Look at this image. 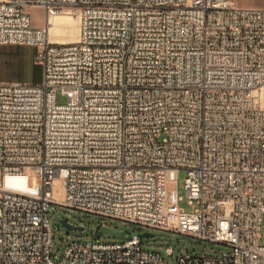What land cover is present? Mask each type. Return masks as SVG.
Here are the masks:
<instances>
[{
	"label": "built area",
	"instance_id": "built-area-1",
	"mask_svg": "<svg viewBox=\"0 0 264 264\" xmlns=\"http://www.w3.org/2000/svg\"><path fill=\"white\" fill-rule=\"evenodd\" d=\"M65 9L79 36L56 42ZM1 45L35 47L44 77L0 81V264H264V7L0 0ZM181 170L193 211L180 207ZM52 204L226 250L176 258L133 231L56 258Z\"/></svg>",
	"mask_w": 264,
	"mask_h": 264
},
{
	"label": "rangeland",
	"instance_id": "rangeland-1",
	"mask_svg": "<svg viewBox=\"0 0 264 264\" xmlns=\"http://www.w3.org/2000/svg\"><path fill=\"white\" fill-rule=\"evenodd\" d=\"M236 1L245 7H264V0ZM27 11L34 23L45 24L46 14L43 8L28 7ZM53 20L56 24V27L52 29L53 40L56 42H70L77 39V36H79V12L77 10L65 9ZM36 53L37 49L33 46H0V81L42 82L44 68L35 62ZM261 91L259 90V93ZM58 102L66 103L67 99L62 94H59ZM187 176L188 173L185 170H181L178 174V191L181 197L180 207L193 211L197 204L190 203L185 186ZM63 219H66L72 225L83 227L84 230H70L64 227L61 224ZM50 222L53 230L52 252L56 258L63 256L68 245L74 240H98L99 242L107 243L120 242L131 236L130 233L134 231L133 225L125 221L100 217L57 204L51 205ZM96 231L101 234V237H96ZM134 232L152 234V236L143 238L145 248L165 253V248L171 246L174 248L176 258L187 254L214 256L226 250L224 245L171 231L142 227Z\"/></svg>",
	"mask_w": 264,
	"mask_h": 264
},
{
	"label": "water",
	"instance_id": "water-1",
	"mask_svg": "<svg viewBox=\"0 0 264 264\" xmlns=\"http://www.w3.org/2000/svg\"><path fill=\"white\" fill-rule=\"evenodd\" d=\"M61 224H62L64 227H66V228H68V229H70V230H79V231H83V230H84L83 227L72 225V224L69 223L66 219H63V220L61 221ZM95 235H96L97 238L101 237V234H100L98 231H96ZM149 236H152V234H150V233H143V234H141V237H142V238H144V237H149Z\"/></svg>",
	"mask_w": 264,
	"mask_h": 264
},
{
	"label": "bare ground",
	"instance_id": "bare-ground-1",
	"mask_svg": "<svg viewBox=\"0 0 264 264\" xmlns=\"http://www.w3.org/2000/svg\"><path fill=\"white\" fill-rule=\"evenodd\" d=\"M54 27H56V24H55V22H54V20L52 21V26H51V30H50V33H51V37H52V29H54ZM77 39H78V36H77ZM76 39V40H77ZM75 40V41H76ZM258 92H259V90H258Z\"/></svg>",
	"mask_w": 264,
	"mask_h": 264
},
{
	"label": "crops",
	"instance_id": "crops-1",
	"mask_svg": "<svg viewBox=\"0 0 264 264\" xmlns=\"http://www.w3.org/2000/svg\"><path fill=\"white\" fill-rule=\"evenodd\" d=\"M35 7H37V6H31V8H35ZM33 23H34V22H33ZM34 25H35V26H40V27H41V26H42V27L44 26V25H42V24H37V23H34ZM1 46H3V45H1Z\"/></svg>",
	"mask_w": 264,
	"mask_h": 264
}]
</instances>
